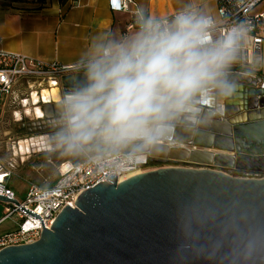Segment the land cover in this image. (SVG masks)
<instances>
[{
  "label": "water",
  "instance_id": "1",
  "mask_svg": "<svg viewBox=\"0 0 264 264\" xmlns=\"http://www.w3.org/2000/svg\"><path fill=\"white\" fill-rule=\"evenodd\" d=\"M232 77L249 86L264 81ZM235 115L223 112L179 142L194 148H163L149 160L264 172V111ZM227 152L245 155L235 159ZM106 181L83 191L75 208L64 207L36 242L1 249L0 264H264V177L171 166L120 182L111 174ZM0 201L18 205L3 195ZM194 202L207 213L194 214ZM237 235L261 238L246 262L237 255Z\"/></svg>",
  "mask_w": 264,
  "mask_h": 264
},
{
  "label": "clouds",
  "instance_id": "2",
  "mask_svg": "<svg viewBox=\"0 0 264 264\" xmlns=\"http://www.w3.org/2000/svg\"><path fill=\"white\" fill-rule=\"evenodd\" d=\"M247 32L242 23L222 28L187 0L170 17L140 11L131 32L94 36L50 117L47 152L100 169L109 157L136 162L198 135L239 87L232 70ZM191 210L207 213L195 202ZM236 243L246 262L262 241L237 235Z\"/></svg>",
  "mask_w": 264,
  "mask_h": 264
},
{
  "label": "crops",
  "instance_id": "3",
  "mask_svg": "<svg viewBox=\"0 0 264 264\" xmlns=\"http://www.w3.org/2000/svg\"><path fill=\"white\" fill-rule=\"evenodd\" d=\"M143 12L165 17L178 10L187 0H135ZM0 0V49L26 55L45 62L63 65L78 63L91 39L100 33L111 36L125 34L130 22L129 14L112 12L109 0ZM199 6L215 14L217 0H198ZM264 11V1L258 5ZM262 50V49H261ZM260 60L255 59L253 74L262 76ZM248 70V69H243ZM250 70V69H249ZM232 72L244 73L241 69ZM78 73H70L54 80L19 79L10 94L0 103V161L11 175L7 186L22 200L28 187L35 184L47 187L58 178L60 163L76 162L75 158L58 157L47 152L50 134V117L56 103L65 94ZM239 87L229 102L216 111L237 116L264 111V90L247 83ZM262 90V95L250 96L249 92ZM181 145V144H179ZM6 203L0 201V220ZM0 235L15 227L2 226Z\"/></svg>",
  "mask_w": 264,
  "mask_h": 264
},
{
  "label": "built area",
  "instance_id": "4",
  "mask_svg": "<svg viewBox=\"0 0 264 264\" xmlns=\"http://www.w3.org/2000/svg\"><path fill=\"white\" fill-rule=\"evenodd\" d=\"M262 1L264 0H217L216 13L210 14L221 22L222 28L242 23L248 29V40L240 53V62L233 69L254 68L255 56L261 51L264 43V11L258 10ZM78 4L79 0H73L72 5ZM137 6L135 0H109L108 8L112 12L130 15L131 20L126 25V32L134 29L136 15L142 11ZM76 66L77 63L63 65L55 61L45 62L0 49V103L10 94L19 79L54 80L65 74L77 73ZM148 160L149 158L133 162L124 157L112 156L100 169L81 159L60 163L59 175L53 184L47 187L31 184L22 200H17L14 191L7 186L6 179L10 177L11 171L0 161V195L18 201L17 206L6 203L0 223L11 219L15 227L0 235V250L39 240L41 231L51 228L54 219L64 207L75 208L74 203L83 191L95 187L99 182H108L107 177L114 172L120 182L127 177L161 168L149 166Z\"/></svg>",
  "mask_w": 264,
  "mask_h": 264
},
{
  "label": "flooded vegetation",
  "instance_id": "5",
  "mask_svg": "<svg viewBox=\"0 0 264 264\" xmlns=\"http://www.w3.org/2000/svg\"><path fill=\"white\" fill-rule=\"evenodd\" d=\"M252 70L253 69H250V70L241 69V71L244 72L242 74L247 75V76H249V75L251 76V74L254 73ZM257 86H259L260 88L262 87V90H264V81H262L261 84H257ZM260 90L261 89H259V91ZM211 104H212V102L210 100L209 101V105L211 106ZM178 145H179V143H178ZM183 147L188 148V149L194 148L193 145H191V144H185ZM195 148L199 149V147H195ZM226 154L231 155L235 159L236 158H240V157L245 155L244 153H236V152H227ZM147 163H148L149 166H160V167L178 166V167H193V168H210V169H215V170L226 171V173H228L230 175L247 176V177H264V172H250V171L238 170V169H235V168L221 167V166L214 165V164L204 165V164L191 163V162H187V161H177L176 163L168 162V163L162 165V164H159V163L151 162L150 160H148Z\"/></svg>",
  "mask_w": 264,
  "mask_h": 264
},
{
  "label": "rangeland",
  "instance_id": "6",
  "mask_svg": "<svg viewBox=\"0 0 264 264\" xmlns=\"http://www.w3.org/2000/svg\"><path fill=\"white\" fill-rule=\"evenodd\" d=\"M255 59H259L260 61V70L262 71V73H264V43H262V50L258 53V55L255 56ZM262 76H264V74H262ZM182 145V144H181ZM184 146V145H183ZM11 219L3 221L2 226H6L11 224Z\"/></svg>",
  "mask_w": 264,
  "mask_h": 264
},
{
  "label": "bare ground",
  "instance_id": "7",
  "mask_svg": "<svg viewBox=\"0 0 264 264\" xmlns=\"http://www.w3.org/2000/svg\"><path fill=\"white\" fill-rule=\"evenodd\" d=\"M236 118H238V119H244V116L241 115V116H239V117H235V118H233V119L235 120ZM236 120H237V119H236ZM177 147L184 148L183 145H178Z\"/></svg>",
  "mask_w": 264,
  "mask_h": 264
},
{
  "label": "trees",
  "instance_id": "8",
  "mask_svg": "<svg viewBox=\"0 0 264 264\" xmlns=\"http://www.w3.org/2000/svg\"><path fill=\"white\" fill-rule=\"evenodd\" d=\"M12 1H16V0H12ZM39 1H42V0H39Z\"/></svg>",
  "mask_w": 264,
  "mask_h": 264
}]
</instances>
